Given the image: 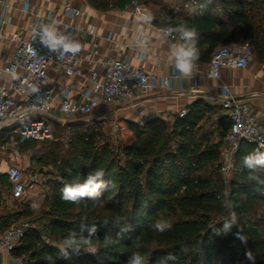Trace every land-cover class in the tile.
I'll list each match as a JSON object with an SVG mask.
<instances>
[{"label":"trees","instance_id":"obj_1","mask_svg":"<svg viewBox=\"0 0 264 264\" xmlns=\"http://www.w3.org/2000/svg\"><path fill=\"white\" fill-rule=\"evenodd\" d=\"M88 1L102 9H124L131 2ZM152 5L155 24L173 29L185 24L195 30L199 59L211 61L220 45L248 42L254 61L264 66V0H210L207 12L196 16L160 0ZM214 110L197 99L184 117L177 114L172 122L161 117L142 125L118 120V145L94 118L63 124L62 132L70 135L67 144L60 133L47 143V150L40 148L38 138L15 135L21 152L51 167L47 172L51 178L45 183L46 201L39 215L25 204L0 216L1 233L19 220L31 224L12 255L27 256L28 264H128L138 251L144 264H264V168L253 173L243 166V158L258 148L247 141L239 144L231 179L226 181L221 146L231 122L227 115L220 116L221 139L212 141L208 126ZM96 170L104 171L107 184L96 200L61 199L64 184L76 177L82 181ZM223 199L232 206L225 207ZM232 212L237 221L225 233L222 226ZM157 221L171 227L161 233L153 227ZM93 226L95 234L89 238ZM238 229L246 244L235 238ZM70 233L91 242L74 252L64 243Z\"/></svg>","mask_w":264,"mask_h":264},{"label":"built area","instance_id":"obj_2","mask_svg":"<svg viewBox=\"0 0 264 264\" xmlns=\"http://www.w3.org/2000/svg\"><path fill=\"white\" fill-rule=\"evenodd\" d=\"M151 1L153 0H131L125 8L143 18L145 13L151 12ZM160 1L175 11L191 16L207 12L210 4V0ZM63 10L67 14L80 13L67 2L63 5ZM0 17V29L11 22V18H5L4 8ZM46 17L49 23L58 21V14L52 11ZM33 30L28 35L15 32L11 37L14 50L4 72L11 75L13 80L0 86V134L4 133L0 136V156L6 151L7 136L21 135L39 139L41 134L49 133L47 123L50 116L60 118L59 122L62 124L77 116L94 118L95 113L101 109L133 104L132 100L152 86L165 88L161 83L168 78H155L145 69L135 67L124 59H114L105 63L101 69H96L83 64L81 50L75 55L66 54L61 58L58 53L42 46L34 38ZM160 31L162 38L171 47L179 42V34L173 28L161 27ZM1 35L0 33V37ZM252 62L254 56L248 42L220 45L210 61V76L219 78L223 67L246 69ZM52 65L61 74L67 77L78 76L85 82L81 99L75 97L69 85L60 94L55 93L52 78L47 72ZM217 103L231 122L221 146V171L225 180L229 181L234 169V155L242 141L255 143L258 149L264 150L260 148L264 145V118L255 112L249 102L236 99L226 88L217 98ZM135 105L134 103L133 106ZM186 113L187 110L183 109L178 115L184 117ZM149 119L150 117L141 113L137 123L142 125ZM114 127L119 129L117 122H114ZM7 175L12 185L11 198L21 202L20 204L25 203L31 186L26 182L23 170L10 165ZM30 227L27 220L13 223L0 234V251L12 253L21 244ZM16 261L17 264H28V257H16Z\"/></svg>","mask_w":264,"mask_h":264},{"label":"crops","instance_id":"obj_3","mask_svg":"<svg viewBox=\"0 0 264 264\" xmlns=\"http://www.w3.org/2000/svg\"><path fill=\"white\" fill-rule=\"evenodd\" d=\"M66 2L80 13H65L63 5ZM152 6L151 1V16ZM3 8L5 18H11V22L0 29V86L13 80L11 75L4 72L14 50V42L11 40L13 33L28 35L34 28L48 24L46 16L52 11L58 14L57 30L81 45V58L86 67L101 69L109 61L124 59L135 67L145 69L155 78H168L171 81L169 88H161L159 85L148 88L132 100L135 106L129 104L104 108L95 113L94 119L137 123L142 113L150 118L161 117L172 122L179 111L187 110L197 99H204L215 106L208 130L213 132L212 141L218 142L221 136L217 121L226 114L217 103V98L224 88L236 99L249 102L255 112L264 118V66L255 61L246 69L223 67L220 77L213 78L210 76V60L198 58L191 75L181 77L174 67L172 47L161 36L162 26L153 20L146 23L142 17L126 8H97L88 0H0V16ZM47 72L57 95L69 85L75 97L81 99L85 82L80 77H67L53 65L49 66ZM51 118L53 116L48 117ZM20 161L18 154L9 155L6 151L1 153L0 216L20 210L25 204L32 207L34 203L30 196L31 190L23 204L11 198L12 188L9 186L7 169ZM0 264H17L16 257L12 253L0 251Z\"/></svg>","mask_w":264,"mask_h":264},{"label":"clouds","instance_id":"obj_4","mask_svg":"<svg viewBox=\"0 0 264 264\" xmlns=\"http://www.w3.org/2000/svg\"><path fill=\"white\" fill-rule=\"evenodd\" d=\"M144 22L150 23L152 16L150 13H145ZM179 34V42L173 45L171 49V55L174 60V67L177 73L181 77L190 76L195 61L199 58V52L196 47V32L194 29L189 28L185 24H181L174 29ZM34 38L39 43L48 48L49 51L58 53L62 58L66 54L75 55L80 52L81 45L70 38L68 35L57 30L56 23L45 24L38 29H34ZM167 34V33H166ZM162 87H170L171 81L164 79L161 83ZM264 149V145L260 146ZM243 166L250 172H255L258 168H264V150H254L243 158ZM105 173L103 170H96L89 173L82 181L79 177L73 179L71 183L64 184L61 189V199L72 203H79L85 198L96 200L101 195V189L106 188L107 184L104 181ZM228 193L224 194L227 197ZM225 207L230 208L231 202L227 199H223ZM237 216L235 212H232L230 219L225 220L222 226V231L225 233L231 232L233 226L236 224ZM154 229L163 233L171 227V225L165 221H157L153 225ZM89 238L95 234V227L93 226L89 230ZM236 239L240 240L242 244L247 243V238L238 229L234 233ZM89 238L77 237L76 233H70L65 239L64 243L66 248L72 249L74 252H79L81 246H86L91 241ZM108 238H105V246H107ZM89 251H95V248L87 249ZM65 255L67 253L65 252ZM246 257L254 262L250 252H246ZM128 264H144V257L137 251L134 252L129 258Z\"/></svg>","mask_w":264,"mask_h":264},{"label":"rangeland","instance_id":"obj_5","mask_svg":"<svg viewBox=\"0 0 264 264\" xmlns=\"http://www.w3.org/2000/svg\"><path fill=\"white\" fill-rule=\"evenodd\" d=\"M89 120H91L90 117L88 116H77L75 118H71L68 119L67 122H88ZM59 122L60 118H51L48 120V130L49 133L46 132L45 134H41V136H39V140H40V148L42 150H47L48 146L47 143L48 142H52L55 140V135H59L61 133V140L62 142L66 143L68 142L69 139V134L68 133H64L62 132L63 130V124L61 123V125L58 126H54L55 122ZM98 126L99 128L102 130V132H104V134L109 137L112 141V143L114 145H118L119 144V129L114 127V123L109 121V119L106 120H98ZM48 137V138H46ZM44 138V139H42ZM6 153H8L9 155L13 154V155H19L20 159L22 161H20L19 163H13L11 165H15L19 168H21V170H23L24 172V178L26 180V182L28 183L29 186L32 187L31 189V194L30 196L33 198V205L32 208L36 211V215H39L40 210L44 207L45 205V201H46V186L45 183L47 182V180L49 178H51V176H47V172L51 170V167L49 166H42L40 165V163L35 162L32 158V155L29 153H24L21 152L16 143H15V136H7L6 140ZM41 153H37V155L39 156ZM264 210V208H263ZM37 217V216H36ZM34 218H31L30 220H32V225H36L37 223L34 222Z\"/></svg>","mask_w":264,"mask_h":264},{"label":"water","instance_id":"obj_6","mask_svg":"<svg viewBox=\"0 0 264 264\" xmlns=\"http://www.w3.org/2000/svg\"><path fill=\"white\" fill-rule=\"evenodd\" d=\"M93 118V117H92Z\"/></svg>","mask_w":264,"mask_h":264}]
</instances>
